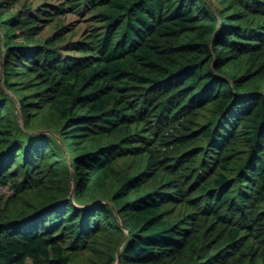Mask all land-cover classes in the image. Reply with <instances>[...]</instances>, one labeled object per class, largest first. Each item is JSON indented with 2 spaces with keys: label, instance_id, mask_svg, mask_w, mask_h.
Here are the masks:
<instances>
[{
  "label": "trees",
  "instance_id": "16d2710c",
  "mask_svg": "<svg viewBox=\"0 0 264 264\" xmlns=\"http://www.w3.org/2000/svg\"><path fill=\"white\" fill-rule=\"evenodd\" d=\"M0 186V264H264V0H0Z\"/></svg>",
  "mask_w": 264,
  "mask_h": 264
},
{
  "label": "rangeland",
  "instance_id": "374dc122",
  "mask_svg": "<svg viewBox=\"0 0 264 264\" xmlns=\"http://www.w3.org/2000/svg\"><path fill=\"white\" fill-rule=\"evenodd\" d=\"M88 24H90V25H92V26H95V25H97V24H94V23H88Z\"/></svg>",
  "mask_w": 264,
  "mask_h": 264
},
{
  "label": "built area",
  "instance_id": "2783aa9c",
  "mask_svg": "<svg viewBox=\"0 0 264 264\" xmlns=\"http://www.w3.org/2000/svg\"><path fill=\"white\" fill-rule=\"evenodd\" d=\"M0 189H3V187H2V186H0Z\"/></svg>",
  "mask_w": 264,
  "mask_h": 264
}]
</instances>
